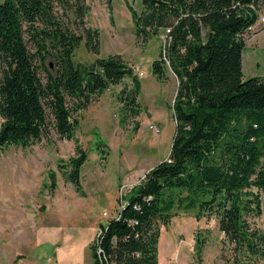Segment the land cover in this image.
<instances>
[{
    "label": "trees",
    "instance_id": "trees-1",
    "mask_svg": "<svg viewBox=\"0 0 264 264\" xmlns=\"http://www.w3.org/2000/svg\"><path fill=\"white\" fill-rule=\"evenodd\" d=\"M72 2L83 22L84 0L0 2V150L30 146L50 125L73 139L76 114L124 78L134 87L122 89L118 100L123 111L138 114L139 81L121 55L74 61L82 41L98 53L99 31L85 27L77 34L59 26L55 7ZM261 3L140 0L139 10L129 7L137 40L164 36V54L151 71L158 80L168 69L176 77L175 129L168 157L122 197L116 216L100 224L88 246L92 264H161V225L188 210L196 219L215 218L235 255L264 258V233L251 221L264 211V80L242 74L243 34L258 21ZM76 153L67 179L81 191L87 157L79 146ZM207 239L202 232L195 236L199 259Z\"/></svg>",
    "mask_w": 264,
    "mask_h": 264
},
{
    "label": "rangeland",
    "instance_id": "rangeland-1",
    "mask_svg": "<svg viewBox=\"0 0 264 264\" xmlns=\"http://www.w3.org/2000/svg\"><path fill=\"white\" fill-rule=\"evenodd\" d=\"M84 3L88 10L83 22L73 2L54 9L59 26L77 34L85 27L99 31L98 53L82 41L73 59L86 62L97 56L121 55L139 81L138 114L123 111L118 100L122 89L134 87L131 77L124 78L76 114L73 139L60 137L50 125L45 136L30 146L9 145L0 150V264H92L88 246L100 224L116 216L122 197L169 154L177 80L169 69L164 80L151 71L152 62L164 54V36L146 43L137 40L129 7L139 10L140 0H110V6L107 0ZM262 19L264 0L258 21L243 34L244 79L259 76L264 80ZM76 146L87 157L80 169L81 191L67 179ZM173 217L174 224L162 230L158 241L159 257L171 258L169 264H264V258L235 255L215 218L196 219L192 210ZM251 221L264 233V211ZM199 232L208 235L200 259L195 254Z\"/></svg>",
    "mask_w": 264,
    "mask_h": 264
},
{
    "label": "crops",
    "instance_id": "crops-1",
    "mask_svg": "<svg viewBox=\"0 0 264 264\" xmlns=\"http://www.w3.org/2000/svg\"><path fill=\"white\" fill-rule=\"evenodd\" d=\"M173 220H175L174 217L171 218V220H170V222L168 223L167 226H165V227H164V225L161 226V228H160V233L162 232L163 229L167 230L169 227H171V225L174 224V221H173ZM172 252H173V251H172ZM170 254H171V253H170ZM172 254H173V253H172ZM170 260H171V258H168V257H167L166 259L162 260V259H160L159 254H158V261H159V263H161V264H169Z\"/></svg>",
    "mask_w": 264,
    "mask_h": 264
},
{
    "label": "built area",
    "instance_id": "built-area-1",
    "mask_svg": "<svg viewBox=\"0 0 264 264\" xmlns=\"http://www.w3.org/2000/svg\"><path fill=\"white\" fill-rule=\"evenodd\" d=\"M262 20H264V19H262ZM121 207H123V204L121 205ZM121 209V208H120Z\"/></svg>",
    "mask_w": 264,
    "mask_h": 264
}]
</instances>
